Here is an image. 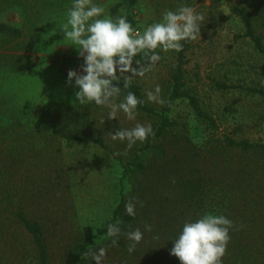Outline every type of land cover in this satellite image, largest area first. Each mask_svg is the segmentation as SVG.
Masks as SVG:
<instances>
[{"label": "trees", "instance_id": "1", "mask_svg": "<svg viewBox=\"0 0 264 264\" xmlns=\"http://www.w3.org/2000/svg\"><path fill=\"white\" fill-rule=\"evenodd\" d=\"M139 2L122 0L112 8L111 15L125 12L122 16L134 28L138 22L133 12ZM231 12L241 20L244 36L264 54V0H235ZM22 34L0 23V37L9 43L21 39ZM193 42H182V50L177 52L166 101L172 107L166 103L158 112L147 103L136 81L132 80L127 89L119 81V97L123 100L128 92L134 93L144 101L138 105L137 115L156 120L154 137L150 135L131 149H127V142L112 141L103 129L93 128L84 115L67 117L64 126L43 131L29 115L16 118L0 113V264H95L91 255L83 259L81 254L98 253L101 248L105 255L100 264H180L170 255L172 241L185 222L206 213L224 215L235 225L230 229L222 264H264V142L218 133L215 119L187 87L186 53ZM251 92L264 100V90ZM182 99L189 101L199 122L209 130L203 148L174 129L170 113ZM46 113L42 111L36 125L46 124ZM62 141L97 146L119 162L121 176L119 203L112 217L102 226L84 225L75 235L63 236L54 256L50 245L54 227L44 221L48 210L42 208L37 196L55 195L62 200L65 194L67 182L61 167L55 176H43L51 167L44 149L51 148V158L59 159ZM33 171L41 174L34 175ZM129 201L134 203V215L125 212ZM117 220L121 221L120 234L108 237V225ZM146 224L151 225V231L145 229ZM137 228L143 239L130 253L132 242L125 234ZM113 239L118 246H113Z\"/></svg>", "mask_w": 264, "mask_h": 264}, {"label": "rangeland", "instance_id": "2", "mask_svg": "<svg viewBox=\"0 0 264 264\" xmlns=\"http://www.w3.org/2000/svg\"><path fill=\"white\" fill-rule=\"evenodd\" d=\"M121 1L93 3L105 9V16L115 18L125 14L120 11L111 15L112 8ZM233 3L235 0H140L133 14L141 28L160 22L166 10L175 11L181 5L203 15L201 32L186 53L187 87L215 119L218 133L264 142V100L251 92L264 90V54L244 36L241 20L231 12ZM71 4L72 0H0V23L23 33L21 39L11 43L0 37V113L16 118L29 115L37 124L42 111L47 110L43 117L46 124H35L43 131L58 129L66 124L67 117L82 115L89 118L93 128L103 129L107 135L137 123L153 127L156 120L138 115L129 120L123 111L118 112L116 120H109V108L76 100L78 89L74 81L72 86L67 84V74L69 70L81 73L84 61L61 30ZM177 52L160 51L161 59L153 70L133 78L146 101V91L154 90L156 85L161 88V98L167 101ZM122 101L118 97L114 102ZM147 103L158 112L166 105ZM170 118L175 130L185 133L197 147L205 146L209 130L199 122L187 99L175 103ZM61 148L59 159L51 158V148L44 149L51 167L44 170L43 176H55L61 167L67 182L64 196L62 200L55 195L42 199L37 196L42 208L48 210L44 221L54 227L50 234L54 256L63 236L75 235L84 225L102 226L112 217L119 203L121 176L119 162L93 144L62 141Z\"/></svg>", "mask_w": 264, "mask_h": 264}, {"label": "clouds", "instance_id": "3", "mask_svg": "<svg viewBox=\"0 0 264 264\" xmlns=\"http://www.w3.org/2000/svg\"><path fill=\"white\" fill-rule=\"evenodd\" d=\"M104 13L105 9L93 0H72L61 30L64 39L71 42L84 63L81 65L82 74L68 71L67 84L72 86L74 81L78 89L75 98L80 104L94 102L97 106L109 108V120H116L119 111H123L129 120H135L137 107L144 101L128 92L122 102L115 103L121 94L119 81H123L125 89L129 88L133 78L143 77L153 70L161 59L160 51H181L182 42L195 41L204 17L194 8L181 5L175 11L166 10L160 22L141 32L135 30L126 17L113 18ZM145 95L148 102L167 103L172 107L171 102L161 98L159 85L154 90H147ZM150 135L154 137L151 125L139 123L130 129L118 128L108 133L112 141H126L127 149L137 142H144ZM125 212L134 215L133 202L125 204ZM120 223L117 220L115 224L108 225V237L120 234ZM234 227L233 221L226 216L212 213L185 222L178 237L172 241L170 255L176 257L180 264H222L231 239L230 229ZM145 229L151 231V225L146 224ZM125 235L132 242L128 248L131 253L143 239V233L137 228ZM112 244L118 246L117 240L113 239ZM90 255L95 264H100L105 249H99L98 253L85 251L81 254L83 259Z\"/></svg>", "mask_w": 264, "mask_h": 264}, {"label": "built area", "instance_id": "4", "mask_svg": "<svg viewBox=\"0 0 264 264\" xmlns=\"http://www.w3.org/2000/svg\"><path fill=\"white\" fill-rule=\"evenodd\" d=\"M136 20H137V22H139V21H138V18H136ZM145 28H146V27H145ZM145 28H141V27H139L138 24L134 27L135 30H137V31H141V32H142Z\"/></svg>", "mask_w": 264, "mask_h": 264}]
</instances>
